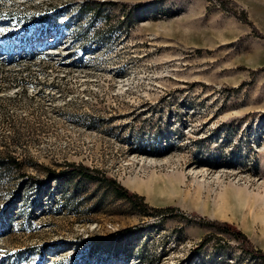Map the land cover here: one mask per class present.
Masks as SVG:
<instances>
[{
  "label": "rangeland",
  "instance_id": "rangeland-1",
  "mask_svg": "<svg viewBox=\"0 0 264 264\" xmlns=\"http://www.w3.org/2000/svg\"><path fill=\"white\" fill-rule=\"evenodd\" d=\"M257 35L264 0H0V264H264Z\"/></svg>",
  "mask_w": 264,
  "mask_h": 264
},
{
  "label": "trees",
  "instance_id": "trees-1",
  "mask_svg": "<svg viewBox=\"0 0 264 264\" xmlns=\"http://www.w3.org/2000/svg\"><path fill=\"white\" fill-rule=\"evenodd\" d=\"M221 3H223L221 1ZM257 37L262 38L264 40L263 37H261L260 35H257ZM15 165V164H14ZM71 167V168H70ZM69 170L68 172H71L72 174H78V176H82L83 178L86 179H94V177H92L90 175V172L88 170L85 169H81L80 167L76 166V167H72L69 166ZM64 174V172L61 173H57V174H53L50 173L49 175L51 176H62ZM105 183L110 186L111 188H113L116 192V195L123 199L126 200L128 202H131L133 205H135L137 208L140 209H147V205L143 202V198L141 196H138L135 193L129 192L126 189H124L123 187L119 186L117 183H115L114 180L111 179H105ZM171 210V209H169ZM154 212H158L157 209H154ZM209 228H213L215 229L217 232L221 233V234H227L229 236H231L234 240L236 241H240L241 244H246L247 243V238L245 237V235L238 230L235 226H233L232 224H228L226 222H218V221H210L209 223H207ZM202 247V244L200 245V248ZM245 251V253H247L245 256L248 260L250 261H262V259H264V257H262V255L258 252V251H252V250H246L243 249ZM142 260H144L143 257H141ZM149 258H146V260H148Z\"/></svg>",
  "mask_w": 264,
  "mask_h": 264
},
{
  "label": "bare ground",
  "instance_id": "bare-ground-1",
  "mask_svg": "<svg viewBox=\"0 0 264 264\" xmlns=\"http://www.w3.org/2000/svg\"><path fill=\"white\" fill-rule=\"evenodd\" d=\"M141 157V156H140ZM136 158V156L134 155V156H132V159L134 160ZM138 159V158H137ZM139 161L142 163V164H146L147 165V163H152L153 165H154V163H165V162H167L165 159H163V160H154V159H147V158H139ZM206 171L207 170H205V169H201V168H194V167H192V168H190V169H188V172H187V174L195 181V182H197V183H201V182H203V183H207L208 181V179H206L207 177L206 176H208L209 175V177L208 178H210V180L211 181H215V183H219V172H221L220 170H216V171H213L212 173L210 172V173H206ZM209 180V182H211ZM164 183V182H163ZM162 187V186H161ZM220 195V194H219ZM230 196V195H229ZM216 199L217 200H215V201H217V205H216V207H217V210H219L221 213L222 212H224V211H227V209L230 207L229 205V198L227 197V196H224V195H222L221 194V196H217L216 197ZM261 205L264 207V201L261 203ZM217 255V254H216ZM197 260V259H196ZM248 260V259H247ZM198 262H195V261H190V263H185V264H206V263H201L199 260H197ZM229 261H231V262H233L232 260H229ZM228 260H227V262H229ZM226 262V261H225ZM226 262V263H227ZM138 263H139V261H138ZM137 263V264H138Z\"/></svg>",
  "mask_w": 264,
  "mask_h": 264
},
{
  "label": "crops",
  "instance_id": "crops-1",
  "mask_svg": "<svg viewBox=\"0 0 264 264\" xmlns=\"http://www.w3.org/2000/svg\"><path fill=\"white\" fill-rule=\"evenodd\" d=\"M228 224H231V223H228ZM233 225V224H232ZM233 226H235V225H233ZM236 227V226H235ZM237 228V227H236Z\"/></svg>",
  "mask_w": 264,
  "mask_h": 264
}]
</instances>
